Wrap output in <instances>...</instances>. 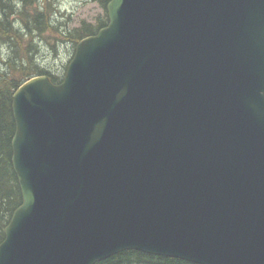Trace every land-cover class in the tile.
I'll return each instance as SVG.
<instances>
[{
  "label": "water",
  "instance_id": "95a60500",
  "mask_svg": "<svg viewBox=\"0 0 264 264\" xmlns=\"http://www.w3.org/2000/svg\"><path fill=\"white\" fill-rule=\"evenodd\" d=\"M62 83L13 94L22 203L0 264L128 250L264 264V0H111Z\"/></svg>",
  "mask_w": 264,
  "mask_h": 264
},
{
  "label": "trees",
  "instance_id": "16d2710c",
  "mask_svg": "<svg viewBox=\"0 0 264 264\" xmlns=\"http://www.w3.org/2000/svg\"><path fill=\"white\" fill-rule=\"evenodd\" d=\"M105 11L94 23L83 21L67 29L57 16L54 0H0V244L14 211L22 203L21 189L12 164V140L16 132L13 94L35 76L47 75L60 84L62 72H53L40 61L45 36L57 35L58 45H76L108 25L107 5L111 0H92ZM60 36V38H59ZM53 50V48H52ZM54 50H57L54 48ZM63 74V75H62ZM97 264H196L179 258L128 250Z\"/></svg>",
  "mask_w": 264,
  "mask_h": 264
},
{
  "label": "rangeland",
  "instance_id": "374dc122",
  "mask_svg": "<svg viewBox=\"0 0 264 264\" xmlns=\"http://www.w3.org/2000/svg\"><path fill=\"white\" fill-rule=\"evenodd\" d=\"M54 2V6L58 10L57 16L61 22H65V25L68 26L67 29L79 26L83 21L94 23L97 18L105 15L101 6L92 0H54ZM45 37L48 38V43L42 45L41 63L54 73L64 71V67L68 66L73 58L76 47L74 45H58L57 35L54 33H48Z\"/></svg>",
  "mask_w": 264,
  "mask_h": 264
}]
</instances>
